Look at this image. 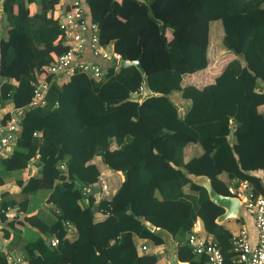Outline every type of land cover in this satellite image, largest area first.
I'll return each mask as SVG.
<instances>
[{
  "label": "trees",
  "instance_id": "1",
  "mask_svg": "<svg viewBox=\"0 0 264 264\" xmlns=\"http://www.w3.org/2000/svg\"><path fill=\"white\" fill-rule=\"evenodd\" d=\"M83 2L99 43L122 59L138 58L148 88L160 95L133 100L142 85L133 66L105 65L98 78L75 70L50 81L45 105L24 110L14 144L0 156V184L7 171L32 159L39 164L21 185L19 199L2 194L0 222L19 220L7 218L5 208L15 205L26 213L29 196L44 188L50 215L22 217L38 231L22 244L29 264H154V254L136 253L134 238L153 245L162 242L161 231L177 240L178 260L207 264L184 240L197 219L224 262L240 264L230 244L237 231L214 222L222 209L184 173L206 176L219 194L231 195L228 188L245 182L252 198L264 195V0ZM1 4L0 108L26 106L34 75L63 51L59 4ZM211 20H219L218 46L231 59L211 54ZM195 75L208 81L200 84ZM172 92L188 102L186 109L172 102ZM6 116L7 110L0 123ZM188 144L198 145L200 154L184 159ZM101 165L123 179L109 197L102 191L94 199L83 188L100 185L99 177L105 184ZM68 225L75 229L71 237Z\"/></svg>",
  "mask_w": 264,
  "mask_h": 264
},
{
  "label": "built area",
  "instance_id": "2",
  "mask_svg": "<svg viewBox=\"0 0 264 264\" xmlns=\"http://www.w3.org/2000/svg\"><path fill=\"white\" fill-rule=\"evenodd\" d=\"M60 18L58 28L63 51L53 55L52 61L45 67L42 73L34 75L32 82V94L26 106L13 107L7 110V116L0 123V155L8 153L14 144L19 131V121L25 109L41 107L45 105V93L50 81L58 80L61 76L67 77L75 70L87 73L91 77L98 78L103 75L105 65L114 69L119 67L122 60L117 52L107 50L98 41L97 24L86 19V5L82 0H58ZM0 0V13L2 12ZM88 48L90 54L97 61L81 59L84 50ZM100 191L105 190V184L98 178ZM85 186L84 191H88ZM228 191L240 199V206L251 214L256 231L255 241L250 243L243 227L230 237L231 250L235 255V262L240 264H264V195L251 197L245 182H241L237 188H228ZM6 211V208L3 212ZM7 214V213H5ZM4 214V215H5ZM197 223L193 226L197 227ZM57 240L49 239V245L54 246ZM187 245L194 254H204L207 264H226L216 241L212 238H202L192 232L187 237ZM138 249L143 253L145 245H139ZM23 258L4 254L0 264H22Z\"/></svg>",
  "mask_w": 264,
  "mask_h": 264
},
{
  "label": "crops",
  "instance_id": "3",
  "mask_svg": "<svg viewBox=\"0 0 264 264\" xmlns=\"http://www.w3.org/2000/svg\"><path fill=\"white\" fill-rule=\"evenodd\" d=\"M83 1V0H82ZM264 6V2H263ZM30 13L35 11L34 4L29 5ZM86 19H89L88 10L86 7ZM219 26V25H218ZM214 34L216 35V42H214V48L211 50V54L214 53V57H219L220 54L227 56L228 59L233 57L232 54L224 51L218 46V38L221 36V32H219L218 27L214 28ZM211 43V42H210ZM208 54V53H207ZM81 59L86 61H97L95 57H93L88 48H86L81 56ZM170 99L175 105H180L182 108L186 109L188 102L186 100H182L179 98L177 92H172L169 95ZM9 106L6 104L0 108V115L4 113V111L8 110ZM262 111H264V104L261 105ZM201 150L196 144H188L183 148V158L188 159L192 156H196L200 154ZM7 153L0 155L4 156ZM99 159V158H98ZM39 169V164H37L36 159H32L28 162V165L25 168L14 169L7 171L4 177L2 178V183L0 184V201L1 196L4 193H7V198H15L19 199L21 196L19 194V189L23 182L32 174H36ZM101 169L103 170V180L107 185V189L103 191V196L109 197L116 189L119 182L123 179V175L120 172H111L105 165H101ZM259 171V176H262V170ZM262 181L264 182V177H262ZM88 191L86 193L90 194L94 199L101 196L100 187L98 184L91 185L86 187ZM184 191H187V187H184ZM48 192L46 189H39L34 195L29 196V205L27 207L26 213L19 212L17 206H12L11 208L7 207L5 214L6 216L12 217L16 216L19 220L16 222L14 220L9 219V223L0 222V256H4V254H9L11 256H19L23 258L22 264H29L27 259L23 256L22 244L25 241L32 240L36 237V233L38 231L35 228L30 227L26 223L23 222L22 217L26 214H34L38 211L41 217L44 218V215H50V211L53 207L51 202H47ZM221 212V211H220ZM218 212V214H220ZM99 216V215H96ZM49 217V216H48ZM18 221L22 222V224ZM194 223H197V227L193 226L192 231L200 236L205 238H211L210 236H206L204 234L200 221L197 219ZM225 228H227L230 233L236 232L239 228L243 227L248 236V240L250 243L255 241L256 231L253 225L251 214L244 207L239 206L237 214L233 218H229L221 222ZM66 236L71 237L73 235V231L75 230L72 225L66 226ZM3 229H5L8 235L5 237L3 235ZM53 237V236H52ZM51 238V237H50ZM162 242L153 243V245H149L143 239L134 238L135 243V251L137 254H141L142 252L138 249L139 245H145L146 252L152 253L156 257V261L154 264H169L170 258L175 251V247L177 245V240L168 236L166 233L161 232ZM184 240L187 243V237H184ZM48 242V241H47ZM143 243V244H142ZM192 252V251H191ZM193 253V252H192ZM194 254V253H193ZM197 254H194V257H197ZM183 264H187L186 261H178ZM237 263V262H236ZM232 264V263H231Z\"/></svg>",
  "mask_w": 264,
  "mask_h": 264
},
{
  "label": "water",
  "instance_id": "4",
  "mask_svg": "<svg viewBox=\"0 0 264 264\" xmlns=\"http://www.w3.org/2000/svg\"><path fill=\"white\" fill-rule=\"evenodd\" d=\"M129 66H133L137 69V71L139 72V74L141 76V80H142L140 96L138 98H134L133 99L134 101L140 103L145 98L160 95V93L153 92L148 88L145 72H144V69L142 68L138 58L134 59V60L122 59L119 63V67H129ZM184 175L188 179H190L192 183L203 187L206 191L208 200H210L213 204H215L216 206H218L222 209V212L214 218V222L216 224H220L221 222H223L226 219L235 217V215L237 214V211L239 209V206H240V199L237 196H235V195H223V194L217 193L212 188V185H211L209 179L204 175H194V174H190V173H184ZM161 232H164L168 236H170L165 231H161ZM161 232H160V234H161ZM46 244H48L47 241H46ZM176 249H177V245L175 247V251H174L173 255L170 258L169 264H183V263L178 262L179 260L176 256Z\"/></svg>",
  "mask_w": 264,
  "mask_h": 264
},
{
  "label": "rangeland",
  "instance_id": "5",
  "mask_svg": "<svg viewBox=\"0 0 264 264\" xmlns=\"http://www.w3.org/2000/svg\"><path fill=\"white\" fill-rule=\"evenodd\" d=\"M219 25V26H218ZM208 27H209V38H210V42H211V44H212V46L214 47V42H216V35L214 34V28L215 27H218V29H219V32L221 31V28H220V22H219V20H211L210 22H209V25H208ZM166 35H167V37H170L169 36V33H168V31L166 32ZM221 40V36H219V38H218V42ZM213 60H211L210 61V63L212 62ZM199 75L197 76V75H195L194 77H193V79L192 80H198L199 79ZM208 81V79L206 80V79H204V78H200L199 80H198V83H200V84H202V83H204V82H207Z\"/></svg>",
  "mask_w": 264,
  "mask_h": 264
}]
</instances>
